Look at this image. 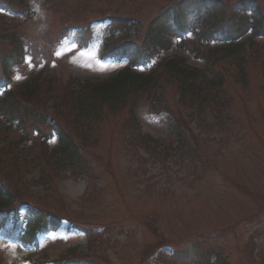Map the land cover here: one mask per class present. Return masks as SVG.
I'll return each instance as SVG.
<instances>
[{
	"label": "rangeland",
	"instance_id": "obj_1",
	"mask_svg": "<svg viewBox=\"0 0 264 264\" xmlns=\"http://www.w3.org/2000/svg\"><path fill=\"white\" fill-rule=\"evenodd\" d=\"M4 1L8 5L1 6ZM27 1L28 10L20 15L8 11L20 10L14 0H0V77L6 76L1 60L14 52V37L20 36L25 57L20 64L6 61L12 80L8 89L24 90L42 80L55 83L54 92L40 91L32 99L12 97L5 104L8 111L18 108L17 115L23 114L26 121L10 125L8 132L0 129V179L18 203L35 209L28 212L20 206L3 231L22 233L50 219L56 226L52 220L49 231L38 229L36 248H29L35 254L28 258L0 231L1 263L53 264L61 256L70 261L67 250L73 248L75 259L87 264L90 257L100 264H200L193 243L201 236L209 241L201 244L199 254L206 253L212 264H264V39H248L254 37L251 32L245 35L240 56L245 77L232 68V59L209 68L198 55L194 36L210 25L220 27L223 17L211 14L199 19L204 22L193 33L191 28L184 38L187 43L175 41L173 50L160 53L147 68L136 69L148 74L166 56L183 58L187 66L203 72L206 83H216L209 110L199 109L198 101L180 93L170 73H162L155 93L161 114L151 110L147 92L135 90L116 104L103 103L98 115L78 117L76 108L84 102L75 103L69 88L116 76L127 62L109 57L127 45L149 51L150 24L173 0ZM217 1L234 17L226 20L236 25L244 2L252 1L253 8L264 12V0ZM115 17L131 21L122 26L111 21ZM193 17H186L189 28ZM164 107L170 113H164ZM26 109L34 114H25ZM36 112L51 114L53 122L78 140L87 166L91 163L89 172H54L43 160L58 140L47 141L50 129L40 125ZM179 120L183 145L174 136ZM23 129L28 130L26 137ZM23 138L33 147L31 155L7 154L5 148ZM45 172L50 180L42 176ZM167 246L172 248L164 249ZM148 250L152 254L147 258ZM182 250L185 259L173 262L170 254Z\"/></svg>",
	"mask_w": 264,
	"mask_h": 264
},
{
	"label": "trees",
	"instance_id": "obj_2",
	"mask_svg": "<svg viewBox=\"0 0 264 264\" xmlns=\"http://www.w3.org/2000/svg\"><path fill=\"white\" fill-rule=\"evenodd\" d=\"M209 1V2H208ZM189 2H191L189 0ZM197 4L201 5L204 3L205 6L202 8H205L209 5L211 6L214 12H218L220 15H224L227 13L225 11V7L222 8L221 4L217 0H196ZM184 5L185 3L179 4L176 6V8L179 10L181 13V16L178 17L179 19L183 17V10H184ZM256 10V9H255ZM175 12V9L172 10H167L164 13H161L155 21L151 24V31L150 33L152 34V40L154 42L155 46L158 45H163L161 46L164 51L169 50L171 46L172 39L175 37L174 32H171L170 30L172 28V20L171 18ZM257 17H259V14H256ZM212 35L210 32H203L202 37L204 35ZM264 36V32L262 33H257L256 36ZM229 38H233L232 36H228ZM195 41L200 45V49L204 48L205 43H202L199 38H196ZM244 44L245 43H240L238 45H229L225 49H220V48H214L210 49L207 47L206 51H201L200 55L204 57L205 60L210 64V68L213 67L214 63H218L221 59H232L231 61L232 68L238 69V73H241V77H245V73L243 70V62L241 61V54L244 49ZM121 56H127L131 58V63L132 66H136V57L137 51L131 53V49L127 48L123 50L121 53ZM236 70V69H235ZM162 73H170L169 77L173 78L176 83L179 86L180 93L184 97H189L191 99H194L198 101V108L199 109H204V110H209L210 107H208V100L209 97H211V89L213 88V85L216 86L215 82H212L209 85L206 83L202 78L201 75H198L195 71H190L187 70L182 66L181 63L178 62H170L167 63L166 65L162 66V70L159 73V71H153L150 74H138L132 71L131 68H128L122 72H120L117 76H115L109 83L107 84H102V85H97V86H92L90 88L88 94H86L83 98L80 97H75L72 98L73 101L76 103L77 100H81L80 102L83 105H79L76 108V111L78 113V117L80 115L82 116H90V115H98L99 109H101V106L103 103L107 105L111 104H116L119 101H122L123 98L127 99L130 98L134 93L133 91H139L146 93L148 95V99L151 100L153 104L151 105V110L156 112L157 114L161 113L159 110V104L158 100L155 97L156 93V88H157V83L159 82V79L161 78ZM163 76V75H162ZM39 84L35 86H30L29 88L26 89L20 96H25L27 94L30 98L31 97H37L38 92L40 91L38 88ZM85 88L90 87V85L86 84L84 85ZM51 89L49 87L48 89L45 90V92H48ZM86 91V92H87ZM69 93L72 95L71 91ZM11 97V93L5 94L3 97H0V124H3V126H0V129H2L4 132L9 131L11 129L10 125L15 119H18L20 123L24 124L25 122H21L22 119L25 120V117L22 115H17L19 109H15L14 107L11 108L10 111H8V108L6 107V103L9 102V99ZM61 101V100H60ZM223 100L220 99L217 102V107L220 109L221 113V108L223 107ZM5 105V107H4ZM186 107L189 106V104H185ZM216 105V103H215ZM212 108V107H211ZM7 109V110H6ZM164 113L165 111H168L170 113V110L168 107H164ZM33 113L34 111L25 110V114ZM59 113V112H58ZM24 114V115H25ZM38 115V121L40 122V125H43L47 127V124H49L51 127L53 125V129L57 132L58 134V139H59V147L57 148L56 152H54L53 156L49 158H45L44 161L47 163L52 164V167L54 168V172H69L70 175L73 174H81L82 172H88L91 170L89 166H87V161L84 160L83 155L81 154V150L75 143L74 139L70 133H67L66 131L68 129H65L64 127L62 128L59 125H56L52 123V119H55L54 116H51L48 113H37ZM27 116V115H26ZM13 118L12 122L9 121V127L7 128L6 124L7 120L10 118ZM58 123V122H57ZM183 123L179 120L178 122L175 123L174 125V130L176 131V134L174 135L177 138V143L182 145L185 143V138H183L181 134V126ZM19 127H22L21 124H19ZM50 127V128H51ZM24 130V129H23ZM23 137H26L27 135L22 134ZM41 139V138H37ZM74 139V140H73ZM27 140L26 138L21 139V142H12L10 143L7 148H5L7 154H22L26 153L28 155H31L30 151H26L25 149L19 147L24 141ZM77 141V140H76ZM186 144V143H185ZM85 161V162H84ZM89 168V169H87ZM42 176L45 177L46 179L50 180L52 176L50 174H45L42 173ZM12 196L11 190L8 188L7 185L3 183V181L0 179V210L8 207L12 200H10V197ZM5 198V199H3ZM23 242H33V235L32 233H28L24 238H22Z\"/></svg>",
	"mask_w": 264,
	"mask_h": 264
},
{
	"label": "bare ground",
	"instance_id": "obj_3",
	"mask_svg": "<svg viewBox=\"0 0 264 264\" xmlns=\"http://www.w3.org/2000/svg\"><path fill=\"white\" fill-rule=\"evenodd\" d=\"M3 247V245L2 244H0V248H2ZM18 246L17 245H15V247L14 248H16V249H19V248H17ZM24 249V248H23ZM23 251H19L18 253H22Z\"/></svg>",
	"mask_w": 264,
	"mask_h": 264
},
{
	"label": "snow or ice",
	"instance_id": "obj_4",
	"mask_svg": "<svg viewBox=\"0 0 264 264\" xmlns=\"http://www.w3.org/2000/svg\"><path fill=\"white\" fill-rule=\"evenodd\" d=\"M61 53H57V55H60ZM17 79H19V77H17Z\"/></svg>",
	"mask_w": 264,
	"mask_h": 264
}]
</instances>
